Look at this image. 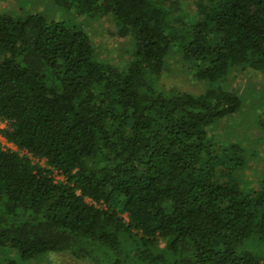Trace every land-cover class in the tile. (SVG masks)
Instances as JSON below:
<instances>
[{"label": "trees", "instance_id": "trees-1", "mask_svg": "<svg viewBox=\"0 0 264 264\" xmlns=\"http://www.w3.org/2000/svg\"><path fill=\"white\" fill-rule=\"evenodd\" d=\"M38 1L0 10V133L18 148L0 145V249L28 264H264V173L243 183L247 148L215 133L243 107L233 72H264V0ZM92 18L115 24L125 66ZM176 53L206 88L161 83Z\"/></svg>", "mask_w": 264, "mask_h": 264}, {"label": "rangeland", "instance_id": "rangeland-1", "mask_svg": "<svg viewBox=\"0 0 264 264\" xmlns=\"http://www.w3.org/2000/svg\"><path fill=\"white\" fill-rule=\"evenodd\" d=\"M23 3L25 8L28 7L30 0H0L1 11H18L19 4ZM37 1V0H32ZM169 1V0H168ZM196 0H189V7L193 12L196 10ZM37 8L40 10L44 4V0L38 1ZM58 18L62 17L61 12L55 14ZM76 19V18H75ZM81 21L82 18L76 19ZM87 30L92 35L97 46L100 48L104 57L112 61H118L119 64L126 65L127 53L125 52L126 41L122 39L116 30L115 24L106 18H92L84 20ZM171 61L168 62V68L161 77V83L167 86H176L185 90L200 92L206 88L205 82L195 79L192 72L186 71V67L182 66L179 61L178 53L171 55ZM234 78L228 79V83L234 86L243 98L242 109L234 116L222 120L216 125L215 133L225 139L230 137L237 138L242 141V145L247 149V161L243 168L238 171V177L247 183L255 182L256 179L264 173V72L254 70L253 68L237 69L233 72ZM261 124V126H260ZM5 124L0 121V128ZM0 145L4 148L17 150V146L9 142L0 133ZM216 145H219L218 142ZM34 162L45 164L44 159H34ZM57 178H60L57 175ZM246 183V184H247ZM252 184H248L249 186ZM255 185V184H254ZM162 245L164 243L162 242ZM28 264L21 261L18 255L11 250L0 249V264ZM93 264L89 260L77 259L70 252L52 253L47 256L43 264Z\"/></svg>", "mask_w": 264, "mask_h": 264}]
</instances>
